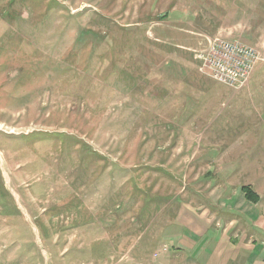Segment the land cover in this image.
<instances>
[{"label": "rangeland", "instance_id": "obj_1", "mask_svg": "<svg viewBox=\"0 0 264 264\" xmlns=\"http://www.w3.org/2000/svg\"><path fill=\"white\" fill-rule=\"evenodd\" d=\"M215 38L257 52L242 87ZM224 182L260 211L264 0H0V264H160Z\"/></svg>", "mask_w": 264, "mask_h": 264}, {"label": "crops", "instance_id": "obj_2", "mask_svg": "<svg viewBox=\"0 0 264 264\" xmlns=\"http://www.w3.org/2000/svg\"><path fill=\"white\" fill-rule=\"evenodd\" d=\"M232 184H223L232 193L219 206L222 211L196 214L168 237L169 249L157 255L160 264H264V204L259 211V191Z\"/></svg>", "mask_w": 264, "mask_h": 264}, {"label": "built area", "instance_id": "obj_3", "mask_svg": "<svg viewBox=\"0 0 264 264\" xmlns=\"http://www.w3.org/2000/svg\"><path fill=\"white\" fill-rule=\"evenodd\" d=\"M200 59L212 79L239 88L248 81L259 58L257 52L243 44L215 38L200 54Z\"/></svg>", "mask_w": 264, "mask_h": 264}, {"label": "trees", "instance_id": "obj_4", "mask_svg": "<svg viewBox=\"0 0 264 264\" xmlns=\"http://www.w3.org/2000/svg\"><path fill=\"white\" fill-rule=\"evenodd\" d=\"M245 187H243L242 189H244Z\"/></svg>", "mask_w": 264, "mask_h": 264}]
</instances>
